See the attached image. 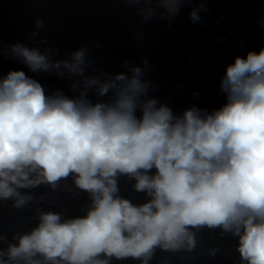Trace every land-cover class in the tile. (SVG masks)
Segmentation results:
<instances>
[{
  "label": "clouds",
  "instance_id": "clouds-1",
  "mask_svg": "<svg viewBox=\"0 0 264 264\" xmlns=\"http://www.w3.org/2000/svg\"><path fill=\"white\" fill-rule=\"evenodd\" d=\"M126 2L154 5L147 20L156 11L174 16L192 0ZM190 18L200 20L196 10ZM9 50L32 73L67 72L82 87L73 83L78 94L70 97L47 92L20 69L0 77V198L20 207L31 197L17 189L55 188L71 175L91 206L70 219L40 213L35 228L0 251V264H147L157 247L193 248L191 229L202 227L233 234L242 261L264 264V48L227 65L219 109L192 106L182 115L149 97L140 67L103 80L86 75L85 46L63 60L52 58L58 50L51 47L15 43ZM121 175L150 199L135 205L117 195Z\"/></svg>",
  "mask_w": 264,
  "mask_h": 264
}]
</instances>
